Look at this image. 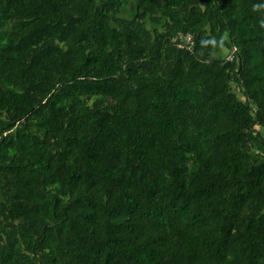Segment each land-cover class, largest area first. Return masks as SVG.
<instances>
[{
  "label": "trees",
  "instance_id": "16d2710c",
  "mask_svg": "<svg viewBox=\"0 0 264 264\" xmlns=\"http://www.w3.org/2000/svg\"><path fill=\"white\" fill-rule=\"evenodd\" d=\"M133 1L0 0V264H264V0Z\"/></svg>",
  "mask_w": 264,
  "mask_h": 264
},
{
  "label": "built area",
  "instance_id": "2783aa9c",
  "mask_svg": "<svg viewBox=\"0 0 264 264\" xmlns=\"http://www.w3.org/2000/svg\"><path fill=\"white\" fill-rule=\"evenodd\" d=\"M171 42L178 49L191 50L193 46L192 36L190 34L177 33L171 38ZM235 49L231 50L230 53L225 57L226 61H231Z\"/></svg>",
  "mask_w": 264,
  "mask_h": 264
},
{
  "label": "rangeland",
  "instance_id": "374dc122",
  "mask_svg": "<svg viewBox=\"0 0 264 264\" xmlns=\"http://www.w3.org/2000/svg\"><path fill=\"white\" fill-rule=\"evenodd\" d=\"M135 13V6H134V1L133 0H125L124 6L121 11V16L123 17H132L133 14ZM222 53L225 55L228 53V50L224 48L222 50Z\"/></svg>",
  "mask_w": 264,
  "mask_h": 264
},
{
  "label": "clouds",
  "instance_id": "9594fccd",
  "mask_svg": "<svg viewBox=\"0 0 264 264\" xmlns=\"http://www.w3.org/2000/svg\"><path fill=\"white\" fill-rule=\"evenodd\" d=\"M255 7H264V5H257ZM261 27H264V21H261ZM223 40V38H221Z\"/></svg>",
  "mask_w": 264,
  "mask_h": 264
}]
</instances>
